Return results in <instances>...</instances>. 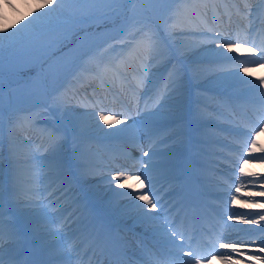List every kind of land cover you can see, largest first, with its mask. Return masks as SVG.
I'll list each match as a JSON object with an SVG mask.
<instances>
[{
    "label": "rangeland",
    "instance_id": "1",
    "mask_svg": "<svg viewBox=\"0 0 264 264\" xmlns=\"http://www.w3.org/2000/svg\"><path fill=\"white\" fill-rule=\"evenodd\" d=\"M140 1H143L148 5L150 11L158 20L157 25L160 27V24H162V27H164L161 31L162 33L158 32L161 38L159 44L164 47V59L169 60L171 56L174 58L173 61L178 59V57L186 61V58L182 57L183 55L184 57H187L185 48L182 47V43H186L190 46L199 45L201 48L196 54L192 52L188 53L189 56L196 57H203L208 54L209 49L221 46V44H215L216 42L212 37L206 38V45L203 42L205 40L203 39V35L207 34V32H200L199 30H201L202 27L198 26L196 28L199 30H196L185 26V24H187L192 18L199 21L201 9L205 7L208 0H183L179 5V9L182 7L181 10L184 23L178 24L175 29L170 27L173 23L174 13L176 12L172 9V12L170 13V2L172 0H115V2L99 3L93 6L98 10V13H109V16L105 20L90 19L83 23H62L54 21L38 34L41 36V39L44 40L42 41V44L38 43L35 45V49L33 50L34 55H32L31 52L28 56L24 55V57L22 56L18 59V56L16 55L17 51H13L0 56V151L2 149V144H7L8 155L11 158L12 167L10 179L13 190V202L18 213L23 218L27 217V220L25 219L26 221L38 219L37 217L45 214L46 209L42 207L33 212L29 205L25 204L27 197H32V195H34L32 191L34 190L33 182L35 178L38 177L36 174V166L38 163L34 157L36 152H39L40 150L37 149V145H35L32 139L29 138V135L32 133L31 128L33 127V124L29 127L28 131H25L24 133H21L20 131L14 134V130L21 118L29 114L27 111L20 113L22 110L20 108H33V112L30 114L32 115L33 120L36 119L38 122L43 120V115L40 114L36 118L35 114L44 113L43 108L46 107V104L50 103V106H52L53 109H55V112L59 113L65 121L64 122L59 118L58 124L55 126L52 125V128H54L56 132H63L67 124L68 127L72 129V135L75 137H83V133L95 137V134L102 133V135H106L113 133V131L120 130L125 134L126 129L133 125L132 122L127 121L124 126L122 124H114L112 128H109L108 124L103 122L104 120L99 119V117H92V115L95 114V109L90 107L87 109L83 106L70 103V97L67 93L63 94L62 104L57 103V98L62 96L60 92L66 87V82L69 78L76 77L79 71L82 70L83 64L78 63L79 60L82 59L81 57L84 58L86 54L88 58L91 56H95L97 59L101 58L100 48L94 47L96 44L107 42L111 37H117V40L114 39L113 41H110V43H113L111 44L113 46H119L120 41L122 40L121 37L129 33H136L137 29L140 31V27L143 26V24H148L147 16H145V13L143 12ZM213 1L216 2L217 0ZM247 1L248 0H246L245 6L248 5L254 7L256 2H253V0ZM40 3H42V0H0V28H8L9 25L19 27L16 22L20 21L21 23H25L26 20L24 18L31 19V17L28 16L29 12L34 8H38ZM224 4L226 5V2H224ZM227 4L230 5L231 3L228 2ZM235 4L238 5V2H235ZM191 6H195L197 10H199L198 13L191 12ZM217 6H220V4ZM245 6L243 8H246ZM216 11L217 9L215 12ZM83 25L86 27H81ZM62 28L66 30H63ZM181 28L183 30H181ZM11 30L12 29H9V31ZM0 35H3V33H0ZM30 36L34 37L36 35L25 36L21 39L22 44L33 45L34 47V44H32L33 40ZM107 44L109 45L108 42ZM4 50H6V48ZM30 50H32V48H29V51ZM0 53L2 54L3 51ZM40 63L41 66L42 64L45 65L47 74H51L46 81L45 71L42 76L38 78V71L40 70L38 66ZM194 66L196 78L199 82L206 84V82L211 81L210 79L212 76H215L216 79L212 85L223 87L228 90H234L238 93H248V95H251V92L252 94H256L257 92L255 90L251 91L250 84H245V81L254 80L256 77L264 74L262 69H240L239 67L222 68L218 67L217 64H214L213 67L208 65ZM149 67H151L152 70L158 67L154 58L151 59ZM16 72H18V74H25L26 76L22 79L20 75H16ZM5 77L8 82H6ZM18 78H21V80ZM23 80L26 81V83L18 82ZM241 83L243 84L241 85ZM252 85H254V83H252ZM49 97H51L50 100H47ZM177 101L179 105L178 107L181 108L183 101ZM178 107L165 106V109H162L165 113L163 114L166 116L177 114L170 111H178ZM184 107L187 108L188 106ZM36 108L41 109L39 112H36ZM78 108H80V111L77 110ZM17 109L19 110L16 111ZM200 109L203 113H207L205 115L211 117L206 118V120H212L210 121V124L217 123L214 119L216 117L215 114L208 113L205 109ZM214 112H219V110ZM99 115L101 116L103 114L100 112ZM103 116L105 117V114ZM208 132L209 131L206 130L207 134ZM42 133L44 132L42 131ZM164 134L166 135L168 132H165ZM62 137L63 136L59 138L62 139ZM168 138L169 135H166L163 140ZM29 139L34 145H31ZM255 141L256 146L254 148L264 150V131L260 133ZM76 142H80V140H77ZM50 144L51 142L45 147L44 151H46L47 154L44 160H42L44 165L50 168L47 175L49 176L47 177L49 180L55 179L60 171L65 170V162H59L61 144H58L55 152L50 148ZM84 150H87V148ZM91 154L92 156L90 155L88 159L92 161L95 154H93V151ZM79 160L80 170H82L83 163H86V167L91 163H87L84 158H79ZM1 165L2 162L0 158V168ZM52 171H54L55 174L51 175ZM98 175L104 179L92 186L98 195H102L100 188L104 186H106V190H108L105 194L116 193L123 187L122 182L108 184L106 182V176L103 173H93L95 178H97ZM93 176L91 177L93 178ZM85 177L87 180L90 179L89 174H86ZM262 179L264 181V178ZM119 205V202H115V204H112L111 206L117 207ZM48 212L50 213L51 211L48 210ZM33 225L37 224L34 223ZM58 241L60 242V239H58Z\"/></svg>",
    "mask_w": 264,
    "mask_h": 264
},
{
    "label": "snow or ice",
    "instance_id": "2",
    "mask_svg": "<svg viewBox=\"0 0 264 264\" xmlns=\"http://www.w3.org/2000/svg\"><path fill=\"white\" fill-rule=\"evenodd\" d=\"M115 2V0H42V3L39 4L38 8H34L31 12H29L28 16L31 19L24 18L26 20L25 23H21L17 21L16 23L19 27H15L14 25H9L8 28H0V52H2L5 48L12 46L13 44L19 42L25 36L28 35H38L44 28L55 22L62 23H83L90 19H99L105 20L109 16L107 12H99L93 6L99 3H111ZM182 2V0H181ZM184 23L183 13L181 9H177L174 13L173 23L170 25L171 28L175 29L178 24ZM9 29H12L9 31ZM181 30H183L181 28ZM139 31V30H136ZM122 49H128L127 53L119 54V58H114L115 62H104L100 59H97L95 56L89 57V60L86 63H94V69H89L87 67L84 68L81 74H78L74 77L75 87L69 89L73 93L78 91L79 88H87L92 85L93 82H98L99 86L104 87L108 80H114L121 73L122 68H126L129 65L127 64V60L133 57L137 58L141 67L144 69L142 81H138V86L140 83H147V77L151 75V68L149 65L151 64V59L154 55L164 56L165 53L163 50L159 48V43L154 39L153 35L150 32H144L142 35L137 38L135 32L126 34L125 38L120 41L119 45ZM228 46L227 44L225 45ZM115 47V46H110ZM249 52H252L253 49H248ZM261 56H264V50H261ZM167 63V59L163 61ZM178 69L173 68L164 85L165 92H167L170 88L174 90V86H178L180 76L178 75ZM139 72V69H138ZM87 73V74H85ZM242 79V78H241ZM246 83H253L252 81H245ZM261 84H264V78H261ZM257 88L259 86L257 85ZM67 91V90H66ZM63 102V94L61 97L57 98V103L62 104ZM120 115H124L123 113H117L116 116L111 118H105L101 115L100 119L104 120L106 124H108L109 128H112L114 124H121L122 121L119 119ZM127 118V117H126ZM34 123L32 115H28L22 117L18 122V128H29ZM51 138L50 148L53 152H55L60 138L55 136L54 132H49L47 134ZM247 146V144H245ZM256 146V141L252 140V147ZM145 156H148L149 153H144ZM127 171V170H125ZM241 173H243V168L240 169ZM148 168L144 169V180H148V189L149 191H143L146 187L144 184V180H141L139 176H136L134 179L139 181L138 184H129L127 180L130 177H126L124 175V171L113 176V180H125V185L128 188H133L137 191L136 199L139 201H143V204H137L132 201L134 207L138 210L139 215L146 218H151L152 210L157 208V204L159 203V199L156 197V194L152 192V195H149V192L152 188V179L147 174ZM237 192L239 191V187H237ZM124 195L132 196V193H125ZM264 195V193H261ZM235 200V197H233ZM154 200L156 202H154ZM147 207L148 211L145 210ZM264 207V205H261ZM161 210H163V206L161 205ZM231 218V217H230ZM260 220H264V216L260 217ZM260 221H252L254 224H258ZM171 231V229H169ZM166 235V234H165ZM4 230L2 227V219H0V240L3 239ZM171 237H178L183 239V232L171 231ZM171 237L166 238L169 239L170 243L175 245V240L171 239ZM191 235L188 237V240L191 241ZM179 247V246H177ZM221 247H232L231 245H221ZM3 250V245L0 243V252ZM213 250H216L213 247ZM233 252H239V249L232 248ZM199 253L195 251L185 252L184 256L191 259L194 256H198ZM184 257H180L183 259ZM0 264H4L3 256L0 255ZM156 264H160L159 261H156ZM196 264H200L199 260H196Z\"/></svg>",
    "mask_w": 264,
    "mask_h": 264
},
{
    "label": "bare ground",
    "instance_id": "3",
    "mask_svg": "<svg viewBox=\"0 0 264 264\" xmlns=\"http://www.w3.org/2000/svg\"><path fill=\"white\" fill-rule=\"evenodd\" d=\"M182 47H184L185 50H186L185 53L187 55V58H194V57H196V56H189L188 53H191L192 52V53H195L196 54L198 52V50L200 49L199 45L190 46V45H187L186 43H182ZM235 49H237V48L231 47V46H227V47L226 46H222V47L212 48L211 49V52H212L211 57H215V56H225V55L226 56L227 55H229V56L236 55V54H238V52L237 53L234 52ZM215 79H216L215 76H212L210 80H211V82H213V81H215ZM77 110L80 111V108H78ZM82 112H84V111H82ZM92 117H95V118H98L99 117V119H100V115L99 114H94V115H92ZM122 125L123 126L126 125V121L125 120H122ZM24 129L25 128H23V129L20 128L19 129L18 127H16L15 130H14V134L16 132H20V131L22 132V130H24ZM132 131H134V130H132ZM243 170H244L243 171V179L244 180L245 179H249V181L248 180L247 181H244L243 180V182H242V180H239V177H237L235 179V181H236V186L239 187L238 194H237V196H234V194H231V196L235 197V200L233 202V206H234V209L233 210H236V209L238 210V208L239 209L240 208H243V209L240 210V212H239L240 214H242L244 212V208L246 206H248V207L255 206L253 203H250L249 200L244 197V195L245 196L246 195H249L250 197H252L253 194H255V193H258L259 194L260 193V190H258L257 188L252 187V184H255L256 182L259 181L258 178H260V177L257 175L259 172H263L264 173V163L263 162H252V163L251 162H247L246 164H244ZM35 183L38 184V186L43 187V190L45 189L46 182L44 181V179H42V180L37 179V180H35ZM123 183H125V181ZM127 183H129V184H138L139 182H135V181L130 180V181H127ZM56 185H57V183H55L51 187V190H56L57 189ZM245 185H246V188H243V186H245ZM241 196H242V198H241ZM130 198L131 197H128L127 196V198H125L124 202H122L123 200L121 201L122 202L121 205L129 204L130 202H128V200H130ZM239 198H241L242 200L239 199ZM67 203L69 204V202H67ZM262 205H264V203ZM52 215H54V214L52 213ZM76 216H78V214H76ZM45 222H46L45 226H43L41 229L43 231H46L47 234L52 233L53 232V229H52V227L50 225V221L49 220H46ZM237 224H239V221L237 222ZM236 227H237V225H236ZM146 229L145 228H142V231H145L146 232ZM60 234L63 235L62 233H60ZM238 234L240 235V238L237 237L239 235L232 234V236H235L237 238L235 240H233V242L231 244H234V243H247V242H249V239L243 240V236L244 235H242V233H238ZM49 236L51 238H53V239H56L57 238V235H55V234H51ZM235 263L236 262L233 261V259H230V258L223 259L222 257H220V258H217V262H214V263H211V264H235Z\"/></svg>",
    "mask_w": 264,
    "mask_h": 264
}]
</instances>
